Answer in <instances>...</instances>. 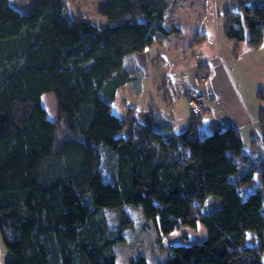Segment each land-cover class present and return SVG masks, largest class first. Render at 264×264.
I'll return each mask as SVG.
<instances>
[{"label":"trees","instance_id":"1","mask_svg":"<svg viewBox=\"0 0 264 264\" xmlns=\"http://www.w3.org/2000/svg\"><path fill=\"white\" fill-rule=\"evenodd\" d=\"M67 1L37 0L25 13L0 0L6 264H116L113 247L133 222L129 205L141 207L159 236L204 225L206 239L169 243L163 264H264V164L234 177L237 162L247 161L240 130L200 132L199 115L175 133L161 118L153 126L152 113L148 123L128 117L133 129L124 137L127 119L112 112L133 71L126 56L181 34L166 24L173 0H112L98 7L104 20L97 23L70 16ZM223 18L230 42H264V0L227 9ZM45 92L55 96V120L41 104ZM260 95L264 102V89ZM255 169L261 185L249 191ZM209 196L222 205L205 213ZM117 211L123 221L116 214L108 223L107 213ZM129 261L147 264L143 254Z\"/></svg>","mask_w":264,"mask_h":264},{"label":"rangeland","instance_id":"2","mask_svg":"<svg viewBox=\"0 0 264 264\" xmlns=\"http://www.w3.org/2000/svg\"><path fill=\"white\" fill-rule=\"evenodd\" d=\"M36 1L9 0L11 5L25 13L29 12ZM111 1L68 0V11L74 18L97 23L104 20L97 14L98 7ZM235 2L173 0L166 12V24L178 25L180 36L172 35L168 37L170 39L148 46L143 52L126 56L125 62L128 64V60L131 61L133 71L129 81L117 89L112 112L122 119L133 116L141 123H148L154 113L155 120L151 122L153 126L158 125V118H161L173 132L178 133L186 127L191 117L198 116L190 112L188 101L193 99L191 96L212 92L209 94L208 113L202 114L200 119V132L211 133L216 128L225 127L217 123L221 111L230 112L236 117L249 115L252 119L251 123L241 126L242 148L247 161L237 162L239 170L234 177H238L264 164V143L261 140L264 132V102L260 95L264 89V42L258 48H250L244 42L233 43L227 40L223 14ZM204 35L205 39H202ZM187 92L190 94L187 95ZM213 98L220 112L213 107ZM41 104L48 118L55 120L57 105L54 94L43 93ZM238 105L243 112H239L242 110ZM201 112L207 111L204 109ZM132 129L127 119L121 135L126 137ZM254 176L256 181L249 191L261 185L256 169ZM221 205L219 198L209 196L202 209L208 213ZM130 206L124 210L133 222L123 229L124 239L113 247L116 264H131L129 260L139 254L146 257L147 264H163L169 243L188 245L207 237L204 225L197 222L196 227L183 226L167 235H160L159 241L160 236L154 223L144 218L141 207ZM116 214L118 224L123 221L120 211L108 212V223H114ZM9 256L0 236V264H6Z\"/></svg>","mask_w":264,"mask_h":264},{"label":"crops","instance_id":"3","mask_svg":"<svg viewBox=\"0 0 264 264\" xmlns=\"http://www.w3.org/2000/svg\"><path fill=\"white\" fill-rule=\"evenodd\" d=\"M250 1L251 0H236V2L234 4H232V3L230 4L229 9L230 10H235L239 6V4H241V3H249ZM175 36H180V35H175ZM170 38H164L163 40H167V39H170ZM173 47H177V46H173ZM128 65H130L132 67L131 61H129V60H128ZM205 91H207V90L205 89ZM211 91H213V90H211ZM211 93L212 92H210L209 94H211ZM189 94L190 93L187 92V95H189ZM213 99L211 100V103H213V107L215 108V110L218 109V111H219V109H220L219 108V105L215 103V98H213ZM238 107H239V109L242 110V111H239V112H243L242 107H240V105H238ZM221 112H220V116L217 117L219 119L217 123H221V125H225V126H234V127L238 128L240 130V132H241V126L244 123L248 124V123H251L252 122V119L250 118L249 115H245V116H241V117H236L235 115L232 116L230 112L229 113L227 111H224L222 113Z\"/></svg>","mask_w":264,"mask_h":264},{"label":"built area","instance_id":"4","mask_svg":"<svg viewBox=\"0 0 264 264\" xmlns=\"http://www.w3.org/2000/svg\"><path fill=\"white\" fill-rule=\"evenodd\" d=\"M205 75V74H204ZM200 95H204L203 96H199ZM196 95L191 96L193 99L190 101H188V106L191 109V112L195 113L196 115H202V114H206L208 112V103H209V94H205V93H198ZM207 111V112H201L202 110Z\"/></svg>","mask_w":264,"mask_h":264}]
</instances>
